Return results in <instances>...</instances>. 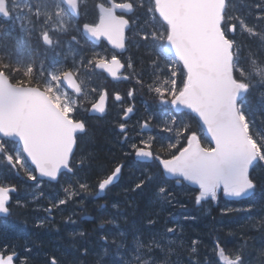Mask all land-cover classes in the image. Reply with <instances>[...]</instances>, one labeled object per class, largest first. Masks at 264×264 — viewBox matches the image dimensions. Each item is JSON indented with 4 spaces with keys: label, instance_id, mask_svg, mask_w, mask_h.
<instances>
[{
    "label": "snow or ice",
    "instance_id": "1",
    "mask_svg": "<svg viewBox=\"0 0 264 264\" xmlns=\"http://www.w3.org/2000/svg\"><path fill=\"white\" fill-rule=\"evenodd\" d=\"M84 7L86 0H0V19H29L33 28L22 26V30L31 37L38 26L39 39L47 49L60 46L59 36L54 39L53 33L71 32V42L77 51L101 40L107 41L112 49L125 50L126 30L134 23L125 14L144 10L152 30H141L136 35L153 43L157 56L166 61L170 73L163 80L157 76L148 85L149 91L156 94L160 105H170L177 112L186 110L183 114L197 128L178 122L176 117L165 120L161 130L174 133L176 143L170 142L166 149L161 146L154 152L153 136L137 141L129 137L127 124L119 123L121 144L130 150L125 155L134 153L138 161L155 164L165 182L172 178L177 185L191 186L189 191L194 193L198 206L209 199L218 201L220 192L233 201L253 196L258 181L252 173L264 165V130L256 131L251 111L255 93H259L264 104V29L260 28L264 23V5H256L260 9L255 14L256 22L249 24L235 15L238 10L234 0H99L95 4L96 20L81 26L79 18ZM237 27L241 34L247 35V45L237 43ZM17 51L22 53L23 49L18 45ZM77 51L72 53L71 66L63 61L46 64L39 53L28 61L22 55L13 60L0 53V161H6L17 172H24L29 181L37 182V188L39 178L51 182L58 181L65 172L75 175V150L80 136L87 133L79 113L85 110L103 116L107 110V91L92 95L97 93L96 88L90 87L96 70L114 80L135 79L136 84L144 85L135 75L131 61L125 65L115 53L109 59L95 52L90 58L81 56L77 60ZM154 64L159 68L158 63L154 61ZM125 67L131 70L129 75H121ZM178 77H182L179 83ZM134 93V88L128 91L129 99ZM113 99L121 102L123 98L116 93ZM133 112V106L125 107L121 120L127 121ZM148 128L147 122L141 125L142 130ZM90 162L91 155L83 154L77 167L83 169ZM123 167L118 164L98 180L97 196L111 191L119 182ZM154 179L151 174L143 176L131 190H142ZM15 191L14 186L0 184V214L10 213L11 193ZM91 191L86 182L69 183L63 187L62 198H50L45 219L82 193ZM157 197L168 204L174 198L165 183L157 185ZM241 210L252 212L255 204L249 202L244 209L224 208L222 214ZM45 219L38 221L37 226H42ZM66 222L76 223L71 217ZM157 222L149 217L142 226H133L130 243L129 234L124 231H119V239L113 236L115 259L111 264H177L173 257L178 249L184 248V243L176 236L175 227H166L161 232L155 227ZM105 223L119 227L115 219L102 221L101 227ZM257 224L264 231V216ZM85 235L83 231L73 232L71 238L75 242ZM101 240L106 246L104 255H108L109 237L103 235ZM242 240L231 253L217 240L213 247L216 259L201 260L198 248L201 241L193 239L187 248V264H264V247L250 252L247 239L242 237ZM77 251L81 257L88 254L86 247ZM16 258L14 252L0 253V264H15ZM27 259L23 258L21 264H27ZM49 264L59 262L53 257ZM97 264H104L103 259Z\"/></svg>",
    "mask_w": 264,
    "mask_h": 264
},
{
    "label": "trees",
    "instance_id": "2",
    "mask_svg": "<svg viewBox=\"0 0 264 264\" xmlns=\"http://www.w3.org/2000/svg\"><path fill=\"white\" fill-rule=\"evenodd\" d=\"M85 9H92L94 15L96 16L95 4L99 2V0H86ZM234 3L237 8V12L235 15L243 17L249 24H255V14L259 13L260 9L256 7L257 4L264 5V0H234ZM131 28L127 33L126 46L127 50L125 55L121 56L122 62L127 65L129 61L134 64L135 67V75L139 76L143 81L144 85L136 84L135 79L128 80L125 83L120 84L119 86H113L109 81L106 80L105 76L101 73H96L91 76L90 87H94L97 89V93L92 94L93 97L98 95L101 90H106L110 99V104L112 103L113 93H119L128 101V91L130 89H135L133 102L136 107H139L141 103H147L148 107L152 112L151 117L145 115V120L148 121L152 127V131L149 134L140 135L138 134L135 139L139 141L140 139H147L149 135L154 137L153 151L158 152L161 146L165 149L168 147L170 142L176 143L175 134L169 133L166 131H162L161 129L164 126L165 120H169L164 117L162 112H156V105L159 104L158 98L155 93L149 91L148 85L152 84L154 80H156L157 76H159L160 80H163L166 76L170 75L167 71L166 61L162 57L157 56V52L154 49L153 43L151 41L141 40L137 32L143 31H151L152 25L147 22L150 18L146 15V12L142 9H137L131 17ZM81 19L85 22H90L89 20H84L82 14ZM260 28L264 29V23L260 24ZM235 39L238 44L247 45L249 43L248 37L246 34H241L239 28L237 27V32L235 35ZM77 51L76 47L75 50ZM95 53H99L100 55L106 56L107 58L111 57V52L107 49V47L103 44H100L99 47L94 49ZM77 59H80L83 56V53L77 51ZM154 61L159 64V68L156 67ZM126 75L131 73V70H128L125 67ZM178 83L182 80V77H178ZM88 104H85V108H87ZM166 106V105H163ZM169 107V106H168ZM251 111L252 118L255 120L256 131L260 132V130H264V104L260 102L259 93H255L251 98ZM108 115H106L102 119L97 118H89L86 115L85 110H81L79 113V119H82L87 127V133L83 136H80L78 141V146L76 148V155L73 160V167L76 169L75 175L70 176V178L61 179L60 183L57 184V187L62 188L63 185H68L69 183L74 184L79 182H86L91 186V196L89 197L90 201L88 203L91 205H98L97 200H93V195L95 194L96 189V181L100 179L102 176L105 177L108 175L112 169H114L118 164H122L123 171L119 182L114 185L111 191L106 192L104 198H106V204L104 208H97L98 215L96 218L99 221L105 220L107 217L110 219H115L118 222L119 227L111 224V229H108L104 225V234L109 237V244L107 245L109 249V254L111 251H115V246L111 244V240L113 236H116L119 239L118 233L119 231H124L125 233L131 232L133 226H142L147 218L152 217L157 219L156 229L158 231L164 232L166 227H175L176 228V236L180 238V240L184 243V248L190 246L191 241L193 239L200 238L198 236H203L202 227L204 230L207 228H212L213 230L210 232H205L208 238H215L216 235V227L213 218L205 219L203 221L205 225L200 221L194 220V214L191 213V217L189 220V216L186 215V212L183 211L184 206L188 208L187 201L183 200L178 196V188H176L173 182L164 181V178L161 177L157 171L155 164H141L135 162L133 159V154L125 155V152L130 151L127 145H122L121 135L118 134L117 127L120 123V117L115 115V111L110 106ZM170 115L173 113L171 109H169ZM173 117L178 119V122L188 123L193 129L197 128V125L194 121L188 119V116L182 114L175 115L173 113ZM137 132V131H136ZM83 154L91 155L90 164L86 165L85 168L80 169L77 167V162L81 159ZM5 161H1L3 163ZM153 175L156 177L152 182L148 183L142 190L132 191L131 189L134 187L135 183L146 175ZM101 178V179H102ZM18 179L15 177L13 171L7 164H0V184H5L8 186L14 185ZM159 183H165V186L173 193L172 203L168 204L164 201H161L157 197V185ZM54 186V187H56ZM32 196L36 197L35 199H31V201L25 206L24 202L18 199L17 195L13 198H16L19 203L18 207L14 206L12 203V213L9 219L0 220L1 224L4 221L8 220L11 223L7 224L11 226L12 230H16L21 235V240H28L35 243V245H43L41 246L38 252H34L30 256L40 254L44 249L49 251L52 254H57L58 252H63L62 254H66L69 260V264H82L88 257V254L84 257H81L78 248L86 247L89 251V243H88V234L91 230L84 231L86 233L85 237H78L75 242L69 240V242H73L77 245V247L66 245L63 246L61 243V238L53 237L50 239L51 245H47V242H35L36 236H38V226L37 223L40 220L35 221L33 212L35 210V206L39 204V196L35 191L31 192ZM64 195L63 188L54 194V198H62ZM115 196L114 205L117 207L114 212H111L108 208L107 198L109 196ZM103 198V199H104ZM102 199V202L105 200ZM193 199V196L192 198ZM50 203V202H49ZM23 206V207H22ZM22 207V208H19ZM95 207V206H94ZM139 208V210L137 209ZM20 209V210H19ZM86 212L90 213L88 207L86 208ZM44 216V217H43ZM42 219H45L46 215H43ZM65 219L56 218L52 213L51 219H45V222L40 229L43 234L47 233L46 224H61ZM95 219L93 218L92 222H85L84 224L90 225L94 223ZM64 231L62 228L61 233ZM79 232L76 230H70L65 232L64 235L71 236V233ZM128 242L131 240V235L128 233ZM192 234V238H191ZM171 235V234H168ZM87 236V237H86ZM201 237V238H202ZM26 238V239H25ZM15 244L19 242V240L13 236ZM56 240V241H53ZM19 243H22L21 241ZM18 243V244H19ZM130 243V242H129ZM201 244V243H200ZM198 245V248L200 246ZM61 245V246H58ZM50 247H54L51 249ZM102 250L105 249L104 242L101 244ZM75 248V249H74ZM184 248L178 249L177 256H174L173 259L177 261V264H181V257L184 255ZM27 249H30V245L27 246ZM43 249V250H42ZM1 251H7L9 248L7 246H0ZM10 251V250H9ZM12 252L18 253L19 251L16 249ZM29 255V251H26ZM70 252V253H69ZM183 253V254H182ZM188 253V252H187ZM26 255V254H24ZM19 262L17 264H21L22 258L19 257ZM37 259V258H36ZM34 261V260H32ZM112 260H108V263L111 264ZM35 262V261H34ZM33 264V262H31Z\"/></svg>",
    "mask_w": 264,
    "mask_h": 264
},
{
    "label": "bare ground",
    "instance_id": "3",
    "mask_svg": "<svg viewBox=\"0 0 264 264\" xmlns=\"http://www.w3.org/2000/svg\"><path fill=\"white\" fill-rule=\"evenodd\" d=\"M101 178H102V176L100 177V179ZM97 182L98 181H96V183ZM36 183L37 182H35V181H31V184L28 186L26 183L21 184V182H19V181L14 182V185L17 186V188H18V193H17L18 199L24 203H29L31 201V199L34 198V196H32V194H31V192L33 191L32 187L34 185H36ZM262 183H264V182H262ZM74 184H77V183H74ZM65 186H67V185H63L62 188ZM62 188H60V187H49L46 185L42 186V190L39 192V194H38L39 196H37V197H39L38 198L39 204L34 207L36 210L33 212L35 221L41 220L42 216L45 214V209H47L50 206V203H49L50 198H54L55 192H57L58 189L60 191ZM91 195H92L91 192L87 193V194L82 193L80 196L76 197L75 201L69 202L67 205L61 206L60 209L55 210L53 212V214L56 218H60V219L63 218L65 220H67L68 217H71L72 220L76 221V223L73 224V223L62 222L61 224H53V225L52 224H50V225L46 224V228H45V229H47L46 234H43L40 227H38V229H37L38 236H36L35 242H47V241H50V239H52L53 237L59 236L62 239L61 243L63 246L66 247V245H67L68 247L71 246L73 248V246L77 247V245L74 244L73 242H69V240H71V241H73V240H72L71 236L64 235L65 232L70 231L72 229L79 231V232L80 231L84 232V231L89 229V230H91V232H89L88 240H87L88 243L90 244L88 246L89 247L88 257L82 264H97V262L101 259H103L104 264H109L108 263L109 259L110 260L115 259V251H111L110 254L104 255V251L102 250V247H101V244L103 243V241L101 240V236L105 235L104 234L105 228H104V226L101 227L102 221H99L96 218V215L99 216L97 208L101 204L105 207L106 198L103 199V200H105V202H102V199H99L98 200L99 202H97L98 205H94L95 206L94 207L93 205L90 206V204L88 203V201H90L89 197L92 198ZM63 196H61V197H63ZM114 202H115V196L111 195L107 198L108 208L111 212H114L116 210V208L114 207ZM87 207L90 210L91 214H88L86 212ZM137 209L139 210V208H137ZM84 212H86L88 215H90L92 218L95 219L94 223H91L90 225L84 224L85 221H83L82 216H80ZM187 214L189 217H191V214H189V213H187ZM234 217H236V216H234ZM108 219H110V218L107 217L105 220H108ZM105 220H103V221H105ZM239 220H241V217H239ZM7 221L8 220H6L5 223H7ZM216 224H217V226L222 227L219 225L218 222H216ZM227 224L228 223L226 222V223H224L223 226H226ZM104 225L108 229H111V224L105 223ZM62 228L64 229V231L61 233ZM128 233H130V231ZM13 236H15L19 240V242L21 241L24 245H26V246L30 245L31 251H29V257H27L24 254H21V256H20L22 259L25 257L28 258L27 264H31V262H33V264H49L51 258H53V257L57 259L59 264H69L68 257L66 254H62L63 252H58L57 254L54 255V254L50 253L49 251H46L45 249L44 250L42 249L43 251L40 252V256H38L37 259L36 258L34 259L35 262L31 261L30 255L33 254L35 251L38 252L37 250H40L41 246H43V245L41 244V245L36 246L34 242H32V245H31V241L19 239V238H21V235L19 234V232H17L16 230H12L11 227H9L6 224H1V222H0V239L4 240V241L5 240L8 241V239L12 240ZM53 241H56V240H53ZM58 246H61V245H58Z\"/></svg>",
    "mask_w": 264,
    "mask_h": 264
},
{
    "label": "rangeland",
    "instance_id": "4",
    "mask_svg": "<svg viewBox=\"0 0 264 264\" xmlns=\"http://www.w3.org/2000/svg\"><path fill=\"white\" fill-rule=\"evenodd\" d=\"M155 108L157 110L156 112H162L164 114V117L168 118L169 120L173 118V113L171 115L169 113L170 108L168 107V105L162 106L160 104H157ZM113 109H116V108H113ZM136 110L137 111H135L133 121L131 123V127L137 129L138 122L140 120H145L146 114L148 117H151L152 112H150L151 109L148 107L147 103H141L139 107L136 108ZM138 128H139V125H138ZM137 136H138V133H136L134 137L137 138ZM177 190H178L177 194L180 198L188 202L193 201V199H191L192 197L191 192L182 190V188L181 189L179 188ZM13 203H14V206L18 207V204H17L18 200L16 198H14ZM251 203L255 204V210L252 212L241 210V211H233L227 215H224L222 214V209L224 208L231 207V208L244 209L248 207V204H249V203H243V204L224 203L221 209L218 212H216L215 215H214V212H212V210H209L208 208H202L203 214L199 215V211L194 208L193 202H191V207H189L190 212L192 213L194 212V215L197 221H200L203 224H205L203 222V221H206L205 219L213 218V221L215 222V224L216 222H218L219 225L222 226V227H219L216 224V227H214L216 229V236L214 239H212V241H211V238L207 237L206 233L212 231L213 229L207 228L206 230H204L203 227L202 229H200L202 230V233L204 236V237L198 236L201 241V244L199 246V258L201 260H204L205 257H208L211 260L216 259L215 254L213 252V247H214V242L217 240L220 242L221 246L225 248V251L229 253H231L235 248L239 246L240 243L243 242L242 237L247 239V243L249 246L248 251L250 252L253 251V249H259L261 247H264V231L260 230L259 225L257 224V221L259 220V218L261 216H264V212H261V209H264V183H262L261 198L255 199L251 201ZM24 204L26 206L28 203H24ZM22 207H19V208H22ZM188 210L189 209L184 206L183 211H188ZM82 214H85V213H82ZM44 215H46V211ZM234 216H236L237 218ZM239 217H241V220H239ZM0 220H3V219L0 218ZM187 220H189V218H187ZM66 221L67 220H65L64 222L68 223ZM226 222L228 224L226 226H223L224 223ZM9 223H11V221H7V223H5V221L3 222V224H6V225ZM205 225H208V224H205ZM191 238H192V234H191ZM50 243L51 241L47 242V245H49ZM3 245L7 246L11 252L16 249L17 251H19V254H26V256L29 257L28 253L26 252L27 246L24 245L23 243L15 244L14 240L8 239V241L7 240L4 241L0 239V246H3ZM188 247L184 248V252H183L184 255L180 259L181 264H187V261L189 260V253H187ZM50 248L54 249V247H50ZM17 254H15L16 257L18 256ZM38 256H40V254H38L37 256L33 255L30 258V260L32 261ZM195 258L196 257H192V259H195Z\"/></svg>",
    "mask_w": 264,
    "mask_h": 264
},
{
    "label": "flooded vegetation",
    "instance_id": "5",
    "mask_svg": "<svg viewBox=\"0 0 264 264\" xmlns=\"http://www.w3.org/2000/svg\"><path fill=\"white\" fill-rule=\"evenodd\" d=\"M23 2V0H21ZM87 3V1H86ZM84 20H89L93 22L96 20V16L92 9H85L83 8L81 12ZM23 15V14H21ZM34 19V18H32ZM81 16L79 18V23L82 24L85 22H81ZM23 28L32 29L33 24L29 22V19H15L12 20H4L0 19V53L5 54L6 57L10 56L13 60L16 59L17 55L20 53L17 51V46L19 45L23 51V57L26 61L29 59H35L37 53H39V58L43 59L46 64H51L54 61H63L68 66H71L73 60V50L77 46L71 42V35L72 33L69 32L68 34H57L53 33L54 39L59 36L61 41L60 46L56 47L55 50L47 49V46L43 45L42 41L39 39V28L37 26L36 31L33 32L31 37H29L28 33L22 30ZM94 45L89 43L85 45L83 48L79 49L78 52H85L89 54L90 58L94 52ZM76 55V59H77ZM65 57L67 59L65 60ZM78 60V59H77ZM37 64H39V59H37ZM90 81V85H91ZM110 100V99H109ZM263 168V167H262ZM263 173L262 178L264 179V172L260 171V168H257L253 171L252 175L254 178L258 179L259 175ZM258 181V180H257ZM46 186H49L47 183H44ZM102 205V204H101ZM100 205V208H102ZM81 216H89L86 212ZM87 214V215H86ZM253 219V218H252ZM85 222H92L83 220Z\"/></svg>",
    "mask_w": 264,
    "mask_h": 264
},
{
    "label": "water",
    "instance_id": "6",
    "mask_svg": "<svg viewBox=\"0 0 264 264\" xmlns=\"http://www.w3.org/2000/svg\"><path fill=\"white\" fill-rule=\"evenodd\" d=\"M129 14H131V13H128V14H126V15H129ZM127 31V30H126ZM102 41V40H101ZM103 41H105V40H103ZM106 43H107V41H105ZM92 44H95V45H97V44H99L100 43V41H96V42H91ZM108 44V43H107ZM109 46V48L110 49H112L111 48V46L110 45H108ZM112 50H115L116 52H118L119 54H121V53H124L125 52V50H116V49H112ZM97 71H100V70H97ZM123 71V69L121 70V72ZM100 72H102V71H100ZM104 73V72H103ZM106 75H107V73H105ZM107 77L108 78H110L113 82H118V81H125V80H123L122 78L121 79H116V80H114V79H112L111 77H109L108 75H107ZM176 113H179V112H185L186 110H184V109H181L179 112H177L176 110H174ZM89 114V116H91V117H98V118H102L103 116H101V115H99V114H93V113H88ZM131 115V114H130ZM130 117V116H129ZM143 124V123H142ZM141 124V125H142ZM151 130V128H150V126H149V128L148 129H144V130H142L141 129V132H149ZM134 160L135 161H137V162H140V161H138L137 159H136V157H135V155H134ZM29 164H30V162H28ZM140 163H148V162H140ZM31 165V164H30ZM33 168H34V166H32ZM40 180H47V178H39ZM168 180H173L172 178H167ZM48 181V180H47ZM52 183H56L57 181H51ZM189 187H191V186H189ZM104 196V194H102V195H100V196H96V199H100V198H102ZM229 199V198H228ZM231 200V199H230ZM9 215V214H8ZM8 215H4V214H0V216L1 217H7Z\"/></svg>",
    "mask_w": 264,
    "mask_h": 264
}]
</instances>
